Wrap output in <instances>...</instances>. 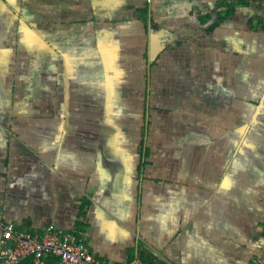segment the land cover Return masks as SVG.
<instances>
[{
  "label": "crops",
  "instance_id": "obj_1",
  "mask_svg": "<svg viewBox=\"0 0 264 264\" xmlns=\"http://www.w3.org/2000/svg\"><path fill=\"white\" fill-rule=\"evenodd\" d=\"M222 1L0 0V240L264 264V28Z\"/></svg>",
  "mask_w": 264,
  "mask_h": 264
},
{
  "label": "built area",
  "instance_id": "obj_2",
  "mask_svg": "<svg viewBox=\"0 0 264 264\" xmlns=\"http://www.w3.org/2000/svg\"><path fill=\"white\" fill-rule=\"evenodd\" d=\"M0 264H47L48 255L58 264H114L96 257L85 240L72 232L50 224L41 234L19 231L13 225L4 227L0 240ZM121 264H151L139 255Z\"/></svg>",
  "mask_w": 264,
  "mask_h": 264
},
{
  "label": "trees",
  "instance_id": "obj_3",
  "mask_svg": "<svg viewBox=\"0 0 264 264\" xmlns=\"http://www.w3.org/2000/svg\"><path fill=\"white\" fill-rule=\"evenodd\" d=\"M220 5H224V7L227 9L223 11L224 13H220V20L228 17L229 15H233L238 6H253L255 11L253 13L251 11L250 13L252 15L249 16V24L252 28L258 30L259 21V26L264 28V0H223L222 3L220 2ZM258 8H262L263 10V13H261L260 15H258ZM46 260L47 264H58V259L53 255H48Z\"/></svg>",
  "mask_w": 264,
  "mask_h": 264
}]
</instances>
